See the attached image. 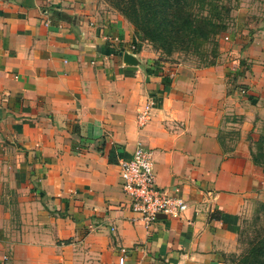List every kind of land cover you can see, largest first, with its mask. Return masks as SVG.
I'll return each mask as SVG.
<instances>
[{"label":"crops","instance_id":"1","mask_svg":"<svg viewBox=\"0 0 264 264\" xmlns=\"http://www.w3.org/2000/svg\"><path fill=\"white\" fill-rule=\"evenodd\" d=\"M254 31L238 68L222 47L197 67L161 58L102 0H0V264H227L264 201L250 155L264 66L243 61L264 63ZM138 145L186 200L179 218L132 220L119 160Z\"/></svg>","mask_w":264,"mask_h":264},{"label":"trees","instance_id":"2","mask_svg":"<svg viewBox=\"0 0 264 264\" xmlns=\"http://www.w3.org/2000/svg\"><path fill=\"white\" fill-rule=\"evenodd\" d=\"M144 41L168 57L191 54L198 66L217 63L219 37L227 29L229 9L225 0H108ZM252 162L264 172V134L250 145ZM260 235V234H259ZM258 235V236H259ZM238 251L227 264H264V234L249 238L240 229ZM241 244L246 247L241 251Z\"/></svg>","mask_w":264,"mask_h":264},{"label":"built area","instance_id":"3","mask_svg":"<svg viewBox=\"0 0 264 264\" xmlns=\"http://www.w3.org/2000/svg\"><path fill=\"white\" fill-rule=\"evenodd\" d=\"M224 38L229 39L227 35ZM152 106L153 101L149 100L139 110L136 116L138 125H145L150 120ZM119 176L120 186L129 197L130 209L135 214L133 221H141L149 227L160 219V215L179 218L188 208L182 196L169 194L157 184L152 151L141 145L134 149L130 157L119 160ZM3 264L12 263L5 257Z\"/></svg>","mask_w":264,"mask_h":264},{"label":"rangeland","instance_id":"4","mask_svg":"<svg viewBox=\"0 0 264 264\" xmlns=\"http://www.w3.org/2000/svg\"><path fill=\"white\" fill-rule=\"evenodd\" d=\"M102 1L106 3L112 11L122 15L119 11H117L110 5L108 0ZM225 3L229 9V20L227 29L219 37V47H222L224 49L229 48L230 54L229 56H227L229 57V61L233 63V67L236 69L240 66V64L242 65V51L252 44L249 36L251 38L255 37L254 34H256L257 32H255L254 30L264 31V0H225ZM243 31L244 33H242ZM226 35L229 37V39L227 40L224 38ZM239 48H241L242 50L240 51ZM160 56L167 61L179 60L187 62L188 64L194 66H198L199 64L197 61V57L191 54H174L171 57H168L160 52ZM227 56L223 57L226 58ZM221 57V50H219V57L217 61L220 60ZM243 61L245 63V68H247L248 70L250 69L252 64H259L260 66H264L263 62H257L250 58H243ZM234 85L238 89H240L241 86H244L245 89L248 88L245 85L236 83V81L234 82ZM260 134H264V124H262L260 128L259 135ZM240 229H242L244 234H246V236H248L249 238H253L254 236L259 237L264 234V201H262L261 199H256L252 202L251 207L244 214ZM245 247L246 244H241V249L239 252H241Z\"/></svg>","mask_w":264,"mask_h":264},{"label":"water","instance_id":"5","mask_svg":"<svg viewBox=\"0 0 264 264\" xmlns=\"http://www.w3.org/2000/svg\"><path fill=\"white\" fill-rule=\"evenodd\" d=\"M128 57H129V58H128ZM124 58H125L127 61H130V54L125 53V54H124ZM158 218H164V216L160 215V216H158Z\"/></svg>","mask_w":264,"mask_h":264}]
</instances>
